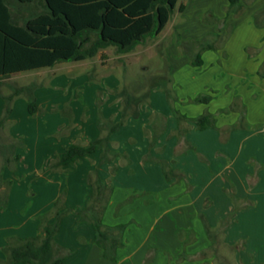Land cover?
Listing matches in <instances>:
<instances>
[{
  "label": "crops",
  "instance_id": "0c3cea01",
  "mask_svg": "<svg viewBox=\"0 0 264 264\" xmlns=\"http://www.w3.org/2000/svg\"><path fill=\"white\" fill-rule=\"evenodd\" d=\"M6 2L20 25L42 11L40 4ZM242 4L246 10L240 16L225 12L229 0L183 4L178 33L164 55L175 100L161 87L151 90L137 108L138 118L129 115L110 135L108 152L101 148L73 166L50 169L71 145L89 146L123 120L124 99L117 89L102 93L87 74L54 75L37 84L41 116L31 115L23 98L13 102L9 133L25 145L2 143L10 136L7 123L0 127V264L7 260L3 249L10 240L46 235L54 218L44 224L41 218L63 192V210L70 213L55 242L73 251L65 264H264V27L255 21L264 0ZM208 12L218 19L227 15L226 26L234 28L219 49L202 54L201 67H194L177 35L185 41L224 35L226 26L202 20ZM55 67L4 79L0 117L4 97L12 93L5 89L9 79ZM201 95L212 100L190 102ZM65 106L70 113L62 112ZM206 114L214 123L200 129L194 121ZM95 172L112 188L103 223L126 225L115 261L104 257L92 224L79 215L93 194L88 176Z\"/></svg>",
  "mask_w": 264,
  "mask_h": 264
},
{
  "label": "trees",
  "instance_id": "16d2710c",
  "mask_svg": "<svg viewBox=\"0 0 264 264\" xmlns=\"http://www.w3.org/2000/svg\"><path fill=\"white\" fill-rule=\"evenodd\" d=\"M30 5L40 4L41 14L28 20L25 25L18 24L12 15L6 0H0V89L2 81L13 74L53 68L60 63L84 62L95 58L101 51L110 47L116 48L118 55L133 53L138 46L148 39H155L162 34L173 14L183 12L185 6H179L180 0H16ZM242 0H229L227 14L239 15L243 12ZM208 24H220L221 20L212 16L211 12L203 15ZM256 24L264 27V9L255 17ZM216 35L212 41L208 38L201 40H181L182 53L191 58V65L201 67L202 54L208 50L217 49ZM151 83L148 92L143 96H135L126 89L118 92L124 99L123 120L113 125L108 136L97 140L89 146L71 145L65 153L58 155L50 165V169L58 170L73 166L81 159L95 154L105 148L108 152L110 135L117 132L125 119L132 115L138 118L137 108L150 96L151 90L161 87L170 101L175 100L170 88L172 79L169 76H159ZM40 85L30 84L13 88L9 96H5L6 110L0 118L3 127L12 114V104L16 98L25 97L31 115L41 112L35 91ZM0 96H2L0 92ZM210 95H201L191 100L194 104H208ZM102 127L103 119H99ZM198 128L206 129L213 125L214 119L210 114L203 115L194 121ZM17 142H15L16 145ZM13 147V145H11ZM106 160L102 156L101 163ZM18 158H16V162ZM170 179V175L167 174ZM88 184L93 188L88 207L79 213L84 222L91 223L95 231V243L104 251L107 260L115 261L117 252L124 246L123 235L126 225L115 227L106 226L103 216L106 212L112 188L107 186L97 172L88 176ZM65 192L56 200L50 213L42 216V223L50 217L54 222L46 229V235L34 238L10 240L3 252L7 258L4 264H65L73 251L55 242L63 218L70 213L64 211ZM211 236V235H210ZM147 259L146 262H151Z\"/></svg>",
  "mask_w": 264,
  "mask_h": 264
},
{
  "label": "rangeland",
  "instance_id": "374dc122",
  "mask_svg": "<svg viewBox=\"0 0 264 264\" xmlns=\"http://www.w3.org/2000/svg\"><path fill=\"white\" fill-rule=\"evenodd\" d=\"M186 2L187 0H180L179 6L182 4L185 5ZM252 2L253 0H244V4L246 6L250 5ZM243 8L244 9L241 15L244 14L246 10L245 6H243ZM237 16H240V14ZM180 17H181V12L177 10L172 16L171 24L169 26V29L167 27L168 29L167 31L163 32L160 36H158L155 39H148L145 44L140 45L131 54L118 55L116 48L110 47L108 49L101 51L95 58L84 62H80V63L64 62L57 65L53 70H45L41 72H33L25 75L15 76L7 81V85H6L7 88H5L6 92L9 91L12 92L13 88H19L34 83L35 84H39L42 82L48 83L49 79L54 75L87 74L91 77L90 82L92 84L95 83L98 87H100L101 88L100 91L102 93L103 91L106 90L112 92L114 91V89H117V91H122L126 89L128 92H131L135 95L137 94L143 96L148 92L151 83L158 80L157 77L162 75L169 76L170 70L168 67V61L164 56L165 49L167 48L168 44L171 42L170 41V39H172L171 35H173L174 33L176 34L178 33L176 28L179 24L178 21L180 20ZM220 20L221 22L219 27L223 29L226 26V22L228 23V16L226 15V17L220 18ZM233 28H234L233 24L226 26L227 32L221 36L223 37V39H225L224 42L221 43V38L216 40V43H218L217 49H219L227 41V39L232 34ZM178 36L179 34L177 35V38ZM213 37L215 38L216 36L215 35L211 36L209 37V39L212 41ZM20 98H23L27 102V99L25 97H19L16 98L15 100ZM62 112L70 113L69 107L65 106ZM42 113H43L42 111L38 113V116L39 115L41 116ZM3 116H1L0 118H2ZM6 123H7L6 127L8 128L7 132L10 138L3 137L2 143L15 144V142H17L18 145H23L24 147L25 144L21 137L17 138L13 134L11 135L9 133V131L11 130L9 129V127L13 124V122H9V123L6 122ZM13 148L14 147H12L11 149ZM28 164L31 163L28 162ZM0 166H1V159H0ZM30 206H32V204H30ZM223 251L224 250H222V252ZM214 263L217 264L218 261H215Z\"/></svg>",
  "mask_w": 264,
  "mask_h": 264
}]
</instances>
